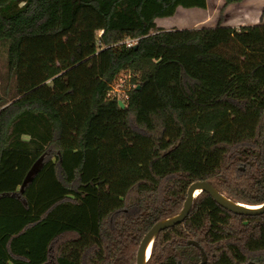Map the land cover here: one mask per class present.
Returning a JSON list of instances; mask_svg holds the SVG:
<instances>
[{
    "label": "trees",
    "instance_id": "1",
    "mask_svg": "<svg viewBox=\"0 0 264 264\" xmlns=\"http://www.w3.org/2000/svg\"><path fill=\"white\" fill-rule=\"evenodd\" d=\"M179 7L208 0H0V264H136L198 180L264 202V21L157 25ZM190 241L264 264V213L202 191L147 264H203Z\"/></svg>",
    "mask_w": 264,
    "mask_h": 264
},
{
    "label": "rangeland",
    "instance_id": "2",
    "mask_svg": "<svg viewBox=\"0 0 264 264\" xmlns=\"http://www.w3.org/2000/svg\"><path fill=\"white\" fill-rule=\"evenodd\" d=\"M264 0H244L242 3L224 7V0H208L206 9L179 7L176 14L171 17L159 18L160 26L169 27L172 22L178 21L179 27L215 26L218 23L239 27L264 21ZM128 75L124 74L114 88L119 89L117 95L123 96L127 85H121ZM128 80V79H127ZM121 85V86H120Z\"/></svg>",
    "mask_w": 264,
    "mask_h": 264
},
{
    "label": "water",
    "instance_id": "3",
    "mask_svg": "<svg viewBox=\"0 0 264 264\" xmlns=\"http://www.w3.org/2000/svg\"><path fill=\"white\" fill-rule=\"evenodd\" d=\"M137 47V44H135ZM119 104L121 107H125V103L122 100H119ZM206 191L208 192L213 199L225 207L226 209L237 213V214H245V215H259L264 213V202L258 205H246L243 203H238L223 193H221L215 186H213L210 182L204 180H198L191 183L187 190V197L185 199L183 208L177 214H174L170 217H167L159 222H157L142 238L140 245L137 250L136 255V264H147V261L150 258L153 243L156 239V236L164 229L181 223L189 214L194 198L200 192ZM190 244H193L200 248L203 255V264L207 262V255L200 244L196 241H190ZM149 248V254H148Z\"/></svg>",
    "mask_w": 264,
    "mask_h": 264
},
{
    "label": "built area",
    "instance_id": "4",
    "mask_svg": "<svg viewBox=\"0 0 264 264\" xmlns=\"http://www.w3.org/2000/svg\"><path fill=\"white\" fill-rule=\"evenodd\" d=\"M125 43H126L128 46H132V45H134V44L137 43V39H127V40L125 41ZM121 85H127V79H126V80H122ZM121 85H120V86H121ZM118 91H119V89H116V88H114V86H113V88H112V90H111V94H113V95H117L116 92H118ZM117 96L120 98V100H123V99L127 98L126 92H125V94H123V96H119V95H117Z\"/></svg>",
    "mask_w": 264,
    "mask_h": 264
},
{
    "label": "crops",
    "instance_id": "5",
    "mask_svg": "<svg viewBox=\"0 0 264 264\" xmlns=\"http://www.w3.org/2000/svg\"><path fill=\"white\" fill-rule=\"evenodd\" d=\"M242 3V2H241ZM201 9V8H200ZM203 10V9H202ZM159 19V18H158ZM156 23H157V25L158 26H160L159 25V23H158V20L156 19ZM171 24H174V25H171V26H169V27H166V26H160V27H164V28H167V29H169V28H173V27H179V24H178V21H174V22H172Z\"/></svg>",
    "mask_w": 264,
    "mask_h": 264
},
{
    "label": "bare ground",
    "instance_id": "6",
    "mask_svg": "<svg viewBox=\"0 0 264 264\" xmlns=\"http://www.w3.org/2000/svg\"><path fill=\"white\" fill-rule=\"evenodd\" d=\"M149 252H150V251H149V248H148V254H149Z\"/></svg>",
    "mask_w": 264,
    "mask_h": 264
}]
</instances>
